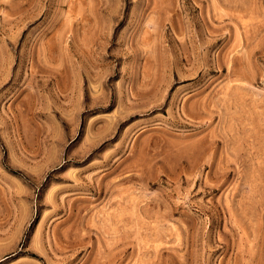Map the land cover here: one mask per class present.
Masks as SVG:
<instances>
[{"label": "rangeland", "instance_id": "374dc122", "mask_svg": "<svg viewBox=\"0 0 264 264\" xmlns=\"http://www.w3.org/2000/svg\"><path fill=\"white\" fill-rule=\"evenodd\" d=\"M0 264H264V0H0Z\"/></svg>", "mask_w": 264, "mask_h": 264}]
</instances>
